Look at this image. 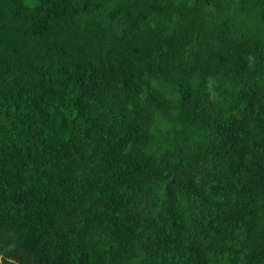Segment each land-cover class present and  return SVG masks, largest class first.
<instances>
[{
  "label": "trees",
  "instance_id": "1",
  "mask_svg": "<svg viewBox=\"0 0 264 264\" xmlns=\"http://www.w3.org/2000/svg\"><path fill=\"white\" fill-rule=\"evenodd\" d=\"M0 264H264V0H0Z\"/></svg>",
  "mask_w": 264,
  "mask_h": 264
}]
</instances>
